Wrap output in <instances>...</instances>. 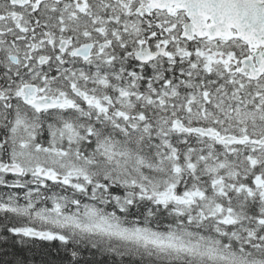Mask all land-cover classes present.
<instances>
[{
  "label": "snow or ice",
  "instance_id": "snow-or-ice-1",
  "mask_svg": "<svg viewBox=\"0 0 264 264\" xmlns=\"http://www.w3.org/2000/svg\"><path fill=\"white\" fill-rule=\"evenodd\" d=\"M0 264H264V0H0Z\"/></svg>",
  "mask_w": 264,
  "mask_h": 264
}]
</instances>
